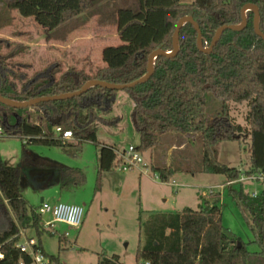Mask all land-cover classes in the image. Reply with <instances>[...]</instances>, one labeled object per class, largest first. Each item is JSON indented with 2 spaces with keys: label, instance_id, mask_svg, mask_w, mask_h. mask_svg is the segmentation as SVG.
Segmentation results:
<instances>
[{
  "label": "trees",
  "instance_id": "trees-1",
  "mask_svg": "<svg viewBox=\"0 0 264 264\" xmlns=\"http://www.w3.org/2000/svg\"><path fill=\"white\" fill-rule=\"evenodd\" d=\"M101 2L104 0H0V15L15 10L22 17L33 18L44 30L53 31ZM107 3L102 4L108 13L100 10L99 15L117 25L122 44L103 49V66L94 73L74 68L62 73L60 66L52 65L45 75L39 77L44 73L39 72L27 78L25 72L15 69L14 57H9L11 51L1 53L2 47L9 48V42L0 40V59L3 57L0 95L27 101L78 91L92 79L132 83L146 75L153 51H172L176 26L185 16H192L199 24L203 45L209 47L217 29L240 24L241 9L251 3L260 9V29L264 33V0H111ZM247 16V26L242 30L226 29L210 53L198 49V33L192 23H186L180 30L178 54L158 56L150 78L124 90L134 100L135 127L140 136L136 147L140 153L152 149L161 135L181 134L188 139L198 136L202 142L198 172L223 175L227 182L237 181L243 175L264 174V40L255 32L254 12L248 11ZM120 91L96 86L71 99L41 103L36 106L42 113L41 122L31 121L29 114L23 115L26 108L0 103L3 131L0 137H20L24 146L65 147L79 146L83 141L97 142L96 122L102 119L98 113H111ZM209 93L222 103L220 112L211 116L208 115ZM232 102H247L246 125L231 116L229 103ZM49 117H60L58 125L64 131L71 130L77 143L50 138L56 125L48 121ZM245 135L250 139L248 167H230L220 162L218 146L225 141H240ZM179 143L180 148L186 144L185 140ZM32 156H25L18 167L9 164L0 153V253L3 254L0 264L28 260L16 246L21 240V229L26 234L34 230L39 236L45 230L41 206L32 205L22 192L27 185L25 168L35 173L39 165ZM118 164L115 147L103 145L99 151L98 189L104 173ZM151 168L162 182L186 171L175 162L167 164L163 160L152 162ZM85 181L82 169L59 167L61 190L83 186ZM226 188L252 231L251 243L258 245V251H250L249 243L224 225L218 192V196L202 195L196 209L152 212L144 225V241L137 250L136 264H264V191L257 195L248 193L241 182L228 184ZM44 253L52 264H63L58 255ZM98 264L125 263L114 255L99 257Z\"/></svg>",
  "mask_w": 264,
  "mask_h": 264
},
{
  "label": "rangeland",
  "instance_id": "rangeland-1",
  "mask_svg": "<svg viewBox=\"0 0 264 264\" xmlns=\"http://www.w3.org/2000/svg\"><path fill=\"white\" fill-rule=\"evenodd\" d=\"M107 2L111 0L90 7L78 18L53 31L44 30L33 18L6 10L0 15V40L9 42V48L2 47L1 53L5 55L11 51L9 57H14L15 69L25 72L27 78L39 72H44L39 77L45 75L52 65L60 66L62 73L72 68L94 73L104 65L103 49L122 44L117 25L99 15L100 10L108 13V8L102 4ZM207 99L208 115L219 113L222 103L212 93ZM229 105L231 116L246 125L247 102ZM133 111L134 100L128 92L121 90L112 112L98 113L102 119L96 122L97 142L83 141L79 146H24V139L20 137H0V153L9 164L19 167L28 155H33L39 164L35 173L25 168L27 185L23 186L22 192L32 205L66 202L85 208L80 227L62 222H57L54 227L47 226L52 220L48 213L43 214L45 230L41 236L34 230H28L27 234L34 237L47 254L58 255L63 264H98L99 257L114 255L125 264H136L137 250L144 241V225L152 212L178 211L184 207L196 209L201 204L200 197L211 194L209 191L214 189V196L220 193L224 225L249 243L250 251H258V245L251 243L254 235L242 212L228 189L220 187L226 184V177L197 171L202 161V142L198 136L188 139L181 134L161 135L152 149L141 153L146 166L143 163L128 170L118 167L104 173L98 189L100 148L111 145L122 151L140 143ZM26 114L31 116V121L41 122L42 113L36 107L23 109V115ZM182 140L186 144L180 148L179 141ZM249 150L250 139L245 135L240 141L222 142L218 146V159L230 167L247 168ZM162 160L167 164L175 162L186 171L162 182L151 168L152 162ZM60 166L82 169L86 174L84 185L61 190ZM241 184L248 193L264 191L261 180L245 179Z\"/></svg>",
  "mask_w": 264,
  "mask_h": 264
},
{
  "label": "water",
  "instance_id": "water-1",
  "mask_svg": "<svg viewBox=\"0 0 264 264\" xmlns=\"http://www.w3.org/2000/svg\"><path fill=\"white\" fill-rule=\"evenodd\" d=\"M248 11H253L254 12V29L257 35H259L263 40H264V33L260 29V9L257 5L255 4H246L243 6L241 9V14H242V22L238 25H223L220 28L217 29L212 43L209 47H205L203 45V38H202V32L200 29L199 24L195 21V19L192 16H185L181 18L176 26L174 35H173V49L171 52L162 50V49H157L153 51L148 58V67H147V73L145 76L142 78L129 83V84H115V83H110L107 81L99 80V79H92L87 81L80 90L74 91V92H66V93H61V94H56V95H50V96H43V97H37L34 99H30L27 101H16L7 97H4L0 95V103L12 108L16 109H22V108H31V107H36L40 105L41 103L44 102H51V101H59V100H67L71 99L77 96L82 95L86 91H88L92 87L100 86L105 89H111V90H125L127 88H132L140 83H144L147 81L150 76L154 72V62L155 59L158 56H168V57H173L178 54L180 50V30L181 28L186 24V23H192L193 26L195 27L198 36H197V46L198 49L204 53H210L214 46L217 44L219 38L221 37L222 33L226 29H232V30H242L247 26L248 23V16L247 12ZM44 115H46V112H43ZM135 114L133 113V122L134 125H136V121L134 118ZM48 121L52 123L53 125H58L60 121V117H49Z\"/></svg>",
  "mask_w": 264,
  "mask_h": 264
},
{
  "label": "built area",
  "instance_id": "built-area-1",
  "mask_svg": "<svg viewBox=\"0 0 264 264\" xmlns=\"http://www.w3.org/2000/svg\"><path fill=\"white\" fill-rule=\"evenodd\" d=\"M3 134L0 128V136ZM50 138L57 139L62 142H67L74 139V135L71 130H63L60 125H56L53 128ZM119 164L117 168L128 170L131 168L139 167L144 163L143 157L140 151L137 150L136 145H129L126 149L117 152ZM146 166V164L144 163ZM156 178H158L156 176ZM245 179L261 180L264 182V174H254L251 176L243 175L237 181H230L226 184L220 185L221 188H226L228 184L235 182H242ZM173 184H176L173 182ZM216 192L211 189L209 193ZM257 195L258 193H252ZM41 214H51L52 220L47 223V226L54 227L57 222H62L74 227H80L84 220L85 208L82 205L56 202L54 204L49 202H43L40 207ZM68 234V233H67ZM19 235L21 240L16 244L17 248L25 255L28 256V260L21 259L18 264H52L51 260L46 256L39 243L34 237H29L24 230H20ZM3 258V254L0 253V259Z\"/></svg>",
  "mask_w": 264,
  "mask_h": 264
},
{
  "label": "crops",
  "instance_id": "crops-1",
  "mask_svg": "<svg viewBox=\"0 0 264 264\" xmlns=\"http://www.w3.org/2000/svg\"><path fill=\"white\" fill-rule=\"evenodd\" d=\"M98 139V138H97ZM72 140H74V139H72ZM72 140H69L68 142H72ZM76 143H77V141H76ZM111 146V145H110ZM113 147H115V146H113ZM184 146H182L181 148H183ZM100 151V150H99ZM99 151H98V155H99ZM115 151H116V153L118 152V151H121V150H119L117 147H115ZM98 161H99V156H98ZM195 177V176H194ZM226 183H227V181H226ZM172 185H176V184H173V182H172ZM43 203V202H42ZM79 205V204H78Z\"/></svg>",
  "mask_w": 264,
  "mask_h": 264
},
{
  "label": "flooded vegetation",
  "instance_id": "flooded-vegetation-1",
  "mask_svg": "<svg viewBox=\"0 0 264 264\" xmlns=\"http://www.w3.org/2000/svg\"><path fill=\"white\" fill-rule=\"evenodd\" d=\"M2 59H3V57H2Z\"/></svg>",
  "mask_w": 264,
  "mask_h": 264
}]
</instances>
